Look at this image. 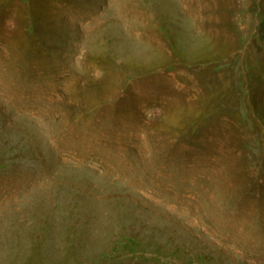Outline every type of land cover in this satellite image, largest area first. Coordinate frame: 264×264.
<instances>
[{
  "label": "rangeland",
  "instance_id": "rangeland-1",
  "mask_svg": "<svg viewBox=\"0 0 264 264\" xmlns=\"http://www.w3.org/2000/svg\"><path fill=\"white\" fill-rule=\"evenodd\" d=\"M0 264H264V0H0Z\"/></svg>",
  "mask_w": 264,
  "mask_h": 264
}]
</instances>
